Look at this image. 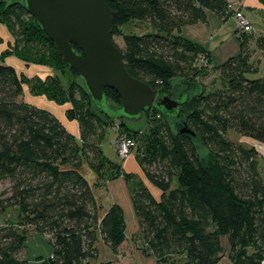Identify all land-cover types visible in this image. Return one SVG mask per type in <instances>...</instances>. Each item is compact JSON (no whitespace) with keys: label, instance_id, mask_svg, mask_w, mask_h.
Returning <instances> with one entry per match:
<instances>
[{"label":"trees","instance_id":"obj_1","mask_svg":"<svg viewBox=\"0 0 264 264\" xmlns=\"http://www.w3.org/2000/svg\"><path fill=\"white\" fill-rule=\"evenodd\" d=\"M260 1L264 4V0ZM106 2L113 10L112 36H122L124 47L120 49L115 45L131 76L146 82L158 94L171 98L175 78H185L189 82L185 90L188 99L181 107L180 116L174 119L189 109L184 126L194 135L181 133L182 129L173 133L166 120L169 117L157 108L145 112L144 115L152 113L162 119L155 124L166 123L155 126L156 130L150 135L147 158L136 156L146 179L162 192L161 197L156 199L144 183L139 185L133 174L124 168L121 171L122 166L112 162L104 161L106 165L95 170L99 180L95 187L120 177L133 185L134 211L143 236L158 257V264H177L171 258L177 253L186 254L187 264H219L224 257L223 236L228 237L230 259L234 264H263L264 183L257 166L258 158L264 160V155L259 156L255 149H247L230 140L228 133L234 131L264 145V78L251 80L247 77L258 71L257 63L251 62L250 44L254 43L264 54V37L241 34L239 54L216 68L225 82V90L191 98L189 93L194 78L207 75L212 60L203 46L180 36L178 31L206 21L207 11L223 16L229 1ZM0 8H6V18L13 25L11 30H17L21 37L16 44L29 46L34 40L41 41L42 47L51 51L54 61L71 69L24 3L9 4L0 0ZM26 18L33 21L30 29ZM133 22L148 24L151 31L124 34L121 28ZM3 43L0 34V45ZM25 49L18 55L23 61H29L25 58ZM75 49L81 52L76 46ZM200 54L207 57V68L195 67ZM47 87L58 93L55 101L71 104L66 115L70 121L79 123L81 148L76 137L55 116L24 100L26 90L22 75L1 55L0 183L9 181L11 186L4 192L7 197L0 200V215L10 208L19 215L16 223L0 226V264H30L21 259L27 235L20 227L26 226H34L37 234L48 236L53 249L52 255L40 257L38 264H88L99 258L97 244L100 239L114 255H120L128 242L124 210L115 204L101 214L102 205L80 165L66 163L67 157L78 156L81 151L84 155L93 154V161L98 159L102 151L92 143L98 136L97 125L115 120L101 113L84 85L79 89L80 101L76 99L77 87L73 84L69 90L55 82ZM104 93L109 103L113 99L121 107L122 101L116 91L106 88ZM85 103L93 105L105 120L92 109L86 111ZM124 121H118L119 133L125 134L121 129H126L135 137L138 132L127 129ZM197 141L209 149L213 158L211 166L203 163ZM136 145L138 149L137 141ZM153 166L155 169L151 170L149 167ZM173 181L177 185L174 189Z\"/></svg>","mask_w":264,"mask_h":264},{"label":"rangeland","instance_id":"obj_2","mask_svg":"<svg viewBox=\"0 0 264 264\" xmlns=\"http://www.w3.org/2000/svg\"><path fill=\"white\" fill-rule=\"evenodd\" d=\"M11 4L12 2H18L23 4L25 0H6ZM7 5H5L6 7ZM7 8V7H6ZM6 8H0V34L4 38V43L0 45V57L3 54L5 57V61L8 64L14 66L12 62H21V64L16 63V68L20 72L24 79L25 86V94L24 100L28 103H31L33 106L43 109L40 105L44 107H50L46 111L51 113L50 111H54L53 116L57 117L60 114V110H64V108L71 106L70 103L62 101H55L57 99L58 93L54 89H50L47 87L51 82H55L58 84H62L66 90H69L70 86L73 84L77 88L75 89L76 99L80 101V92L79 89L82 87L83 83L80 80L77 73L60 65L58 62L52 59V54L50 50H47V47H42L41 41L32 42L31 45L26 46L16 44L17 41L21 40V37H18L17 30L14 32L13 25L8 22L6 18ZM244 15H246L247 19L252 23L256 30L257 36L264 37V16L249 14L244 11ZM213 20L210 24L209 21H199L196 25L195 30L192 31V35L197 36V41L201 44L204 49L211 52V64L207 70V75L205 76H196L194 78V82L192 85V89L190 90V97L196 98L200 97L203 93L208 95L210 93H214L217 91H223L226 88L225 82L216 69L224 64L229 58L235 56L240 51V33H235V26H233L232 20L229 23L224 24V30L221 32L218 30L221 27V22L219 21V17L216 16V19ZM235 20V19H234ZM27 26L30 29L32 27L33 21L31 18H26ZM121 31L124 34H142L148 31H151V27L148 24L133 22L126 27H122ZM114 43L122 49L124 47L122 36L113 35ZM254 42V41H253ZM16 45V46H15ZM18 45V46H17ZM26 47V49L24 48ZM23 49H25L26 59L29 61H23L20 59L18 53H22ZM45 49V50H44ZM250 51L252 52L251 62L257 63V72H253L247 75V77L251 80L264 78V54L255 47L254 43L250 44ZM45 84L46 86L41 87L39 84ZM188 81L185 78H175L172 81V88L170 90L171 96L173 99H176L180 96L182 92H184L188 86ZM66 101L67 98H65ZM110 105L113 108H119V104L115 103L113 99L110 100ZM92 109L96 114L101 117V119L105 120V117L101 115L97 109L93 106L85 103V110ZM189 109H186L183 116L178 119L168 118L167 123L173 133L179 132L180 129H183L185 120L187 119V113ZM160 117H157L155 114H145L143 115L140 121H133L130 119H126L124 121V126L138 134L131 135V137L135 138L138 144V149H134L132 155L126 160L123 161L119 157L118 145L122 135L130 137L129 133L126 129L122 130L125 134H120L118 131V121L112 122L108 121L106 124L97 125L98 127V136H96L92 143L97 145L102 153L98 157V159L92 160L94 157L93 154L84 155L83 152H79V155H72L67 157V165L69 164H79L81 172L86 176L88 181H90L91 186L95 192L97 199L99 200L100 206L102 205L101 201L106 200L108 195L107 193V184L108 182L102 183L99 187H95V184L99 181L97 172L98 169H102L103 166L106 165L103 162H107V164L116 163L122 166V169L128 173H131L135 176L137 180H139V185H146L152 195L159 199L162 195V192L159 188L151 184L147 179L146 175L141 167V165L137 161V157L139 158H147L146 149L151 144L150 135L155 131L156 128L162 126L165 121L155 122L159 120ZM59 120V119H58ZM162 120V119H160ZM60 122V121H59ZM158 125V126H157ZM104 126V128H102ZM66 127V126H65ZM64 127V128H65ZM66 129V128H65ZM130 131V132H131ZM228 138L241 146L247 149H255L258 152L259 156L264 155V145L254 142L253 140L243 137L234 131H230L228 133ZM80 148L82 147V141L80 140V136L76 137ZM197 145L199 147V152L201 155V159L204 164H213V158L209 152V149L204 147L197 141ZM110 162V163H109ZM94 163V168L92 167ZM63 164V163H61ZM64 168V167H62ZM151 170L155 169V167H149ZM258 172L260 174V178L264 183V160L259 157L258 158ZM96 172V173H95ZM104 172V171H102ZM122 175V173H120ZM101 176V175H100ZM117 180V179H116ZM137 182V181H136ZM11 183L9 181H3L0 183V200H3L7 197L4 195V192L10 189ZM176 182L173 181L172 188H176ZM102 200H100V199ZM104 202V201H103ZM102 206L101 209L102 210ZM19 213L10 208L7 212L0 215V226H6L8 222H17ZM127 234L129 236L128 242L121 249L120 255H114V253L105 245L102 239H100L97 244L99 250V258L96 260L90 261L88 264H98L104 261H112L116 264H158V257L154 254L153 249L151 248L149 241L143 236L140 222L134 213L131 211L130 216L127 215ZM21 230H25L27 235L26 248L24 252L21 254V259H26L30 262V264H38V259L40 257L49 258L52 255V246L48 241L49 237L41 234H37L34 226H26L20 227ZM222 245L224 248V257L220 264H234L230 259V244L227 236L222 237ZM252 250H250V253ZM177 264H187L188 259L185 253H177L173 254L172 257ZM264 264V262H263Z\"/></svg>","mask_w":264,"mask_h":264},{"label":"water","instance_id":"obj_3","mask_svg":"<svg viewBox=\"0 0 264 264\" xmlns=\"http://www.w3.org/2000/svg\"><path fill=\"white\" fill-rule=\"evenodd\" d=\"M23 3L106 117L115 121H140L153 108L169 118L180 116L181 107L188 99L187 92L178 99L158 94L127 71L113 40V10L106 0H25ZM106 88L118 93L122 101L120 108L111 107L104 93ZM181 133L194 135L187 126Z\"/></svg>","mask_w":264,"mask_h":264},{"label":"crops","instance_id":"obj_4","mask_svg":"<svg viewBox=\"0 0 264 264\" xmlns=\"http://www.w3.org/2000/svg\"><path fill=\"white\" fill-rule=\"evenodd\" d=\"M228 1L231 2L232 0H228ZM239 2L243 6H245V10L244 11L247 10V12L249 14H256V15L264 16V4L260 0H239ZM244 11H243V13H244ZM216 16L219 17V21L222 23L221 27L218 29L220 32L222 30H224V24L229 23L232 20L233 26L236 27L234 29L236 30L235 33L237 35V31L238 30H237L236 21L232 17L223 18L220 14H218L216 12L207 11L206 21H209V23L211 24L212 21H213L211 19H216ZM206 21H204V22H206ZM197 23L194 24V25H189V26L183 27L181 30L178 31L179 35L183 36L186 39H189V40L193 41L194 43L199 44V41H197V36H195V35L193 36L192 35V31L195 30ZM195 31L197 32L198 30L196 29ZM199 45H201V44H199ZM208 52L210 53V57H211V52L210 51H208ZM12 63L14 64V66H16L15 65L16 63L21 64V62H17V61L16 62L14 61ZM40 106L44 110H47V109L50 108V107H44L42 105H40ZM68 107H70V106H68ZM68 107L64 108V110H60V114L56 118L59 119V121L61 122V124L64 127L66 126L65 127L66 130L70 134H72L75 137H78V136H80L79 123L77 121H70L67 118L66 111L68 110ZM50 112L52 114H54V111H50ZM133 191H134L133 185H131L128 182H126L122 177L118 178L117 180L109 181V183L107 184V193L105 194V195H108V196H107L106 200H103L104 202L101 201L102 208H103L101 210V214H104L106 211H108V209L112 205L117 204V205L121 206L122 209L124 210L125 219H126V223H127L126 213H127L128 216H130L131 211H134V207H133V203H132V193H133ZM100 200H102V199H100ZM134 213H135V211H134ZM128 238H129V236H128Z\"/></svg>","mask_w":264,"mask_h":264},{"label":"built area","instance_id":"obj_5","mask_svg":"<svg viewBox=\"0 0 264 264\" xmlns=\"http://www.w3.org/2000/svg\"><path fill=\"white\" fill-rule=\"evenodd\" d=\"M229 3V7L222 17L234 18L236 21L237 30L240 34L256 35L254 26L243 13L245 6H243L239 0H232ZM195 67L198 69L208 67V60L204 54H200L196 58ZM136 146V141L133 138L122 135L118 145L120 159L126 161L132 155V152L134 149H136Z\"/></svg>","mask_w":264,"mask_h":264},{"label":"flooded vegetation","instance_id":"obj_6","mask_svg":"<svg viewBox=\"0 0 264 264\" xmlns=\"http://www.w3.org/2000/svg\"><path fill=\"white\" fill-rule=\"evenodd\" d=\"M184 92H186V91H184ZM183 95H184V93L182 92L178 98L182 97ZM178 98H176V99H178Z\"/></svg>","mask_w":264,"mask_h":264}]
</instances>
